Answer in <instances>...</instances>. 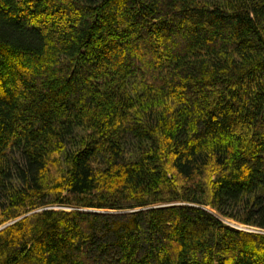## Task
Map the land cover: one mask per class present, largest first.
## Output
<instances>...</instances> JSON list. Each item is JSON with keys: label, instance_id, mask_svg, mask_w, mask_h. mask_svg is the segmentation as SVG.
Segmentation results:
<instances>
[{"label": "trees", "instance_id": "16d2710c", "mask_svg": "<svg viewBox=\"0 0 264 264\" xmlns=\"http://www.w3.org/2000/svg\"><path fill=\"white\" fill-rule=\"evenodd\" d=\"M19 217L0 264H264V0H0Z\"/></svg>", "mask_w": 264, "mask_h": 264}, {"label": "rangeland", "instance_id": "374dc122", "mask_svg": "<svg viewBox=\"0 0 264 264\" xmlns=\"http://www.w3.org/2000/svg\"><path fill=\"white\" fill-rule=\"evenodd\" d=\"M46 208H52V209H60V208H63V207H61V206H58V205H52V206H49V207H46ZM207 210H209L210 211V209L207 207L206 208ZM90 211H96V210H90ZM25 216V215H24ZM12 221H17V219H14V220H11V221H9V222H7V223H3V224H1L0 225V229L4 226V225H10V224H13L12 223ZM222 221L226 224V225H228V226H231V227H234V228H237V229H240V230H245V231H247V232H254V233H263L264 234V230H262V229H258V228H255V227H251V226H247V225H242V224H239V223H237V222H235V221H232V220H228V219H224V218H222ZM2 230V229H1ZM0 230V231H1Z\"/></svg>", "mask_w": 264, "mask_h": 264}, {"label": "water", "instance_id": "95a60500", "mask_svg": "<svg viewBox=\"0 0 264 264\" xmlns=\"http://www.w3.org/2000/svg\"><path fill=\"white\" fill-rule=\"evenodd\" d=\"M22 217H24V216H22ZM22 217H19L17 220H19V219H21ZM14 221H12V223H13ZM7 225H4L1 229H3V228H5ZM0 229V230H1Z\"/></svg>", "mask_w": 264, "mask_h": 264}, {"label": "bare ground", "instance_id": "6f19581e", "mask_svg": "<svg viewBox=\"0 0 264 264\" xmlns=\"http://www.w3.org/2000/svg\"><path fill=\"white\" fill-rule=\"evenodd\" d=\"M60 209H62V208H60ZM63 209H67V208L63 207Z\"/></svg>", "mask_w": 264, "mask_h": 264}]
</instances>
